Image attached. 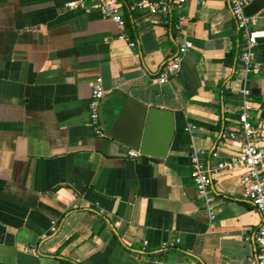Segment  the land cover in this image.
I'll list each match as a JSON object with an SVG mask.
<instances>
[{
    "label": "crops",
    "instance_id": "crops-1",
    "mask_svg": "<svg viewBox=\"0 0 264 264\" xmlns=\"http://www.w3.org/2000/svg\"><path fill=\"white\" fill-rule=\"evenodd\" d=\"M68 1L0 0V264H254L259 215L242 199L243 168L215 178L210 220L190 156L204 152L214 167L237 155L222 134L238 130L245 102L264 155V38L253 50L258 69L246 74L227 0H187L181 32L121 0L134 48L96 10L71 11ZM251 19L264 30V8ZM184 41L193 48L159 84ZM98 78L104 98L118 91L173 113L165 158L130 157L135 150L94 134ZM115 101L103 104L107 128Z\"/></svg>",
    "mask_w": 264,
    "mask_h": 264
},
{
    "label": "built area",
    "instance_id": "built-area-1",
    "mask_svg": "<svg viewBox=\"0 0 264 264\" xmlns=\"http://www.w3.org/2000/svg\"><path fill=\"white\" fill-rule=\"evenodd\" d=\"M187 0H131V6L135 13L146 12L150 16H157L159 22L166 28L181 32L182 18L180 9ZM236 28L240 34V63L246 74H251L258 69L255 63L253 50L259 39L264 38V30L251 28L252 19L245 14V8L249 0H227ZM123 2L121 0H70L65 3L68 10H79L89 12L96 10L101 18L111 21L120 28L119 40L126 41L130 48L136 45L125 34V23L121 15ZM193 48L190 41H184L177 49V52L162 67L158 74L159 84L168 83L179 71L182 57ZM105 90L101 80L96 79L91 85V96L88 105V124L96 136H104L99 119L101 100L105 96ZM244 97L249 96L248 90H242ZM251 105L245 102L238 113V130L228 134H222V138L232 140L238 147L237 155L227 161H221L211 167L202 163L199 159L201 153H193L192 181L196 193L203 200L205 210L210 220H214L215 213L211 209L213 197L211 194L212 184L215 178L225 170L241 167L244 174L241 177L243 187L242 199L249 203L259 215V224L254 233V264H264V175L262 173L263 153L256 145L257 128L254 126L250 114ZM138 152L130 151V157H137ZM55 230V227L52 228ZM178 242V241H177Z\"/></svg>",
    "mask_w": 264,
    "mask_h": 264
},
{
    "label": "water",
    "instance_id": "water-1",
    "mask_svg": "<svg viewBox=\"0 0 264 264\" xmlns=\"http://www.w3.org/2000/svg\"><path fill=\"white\" fill-rule=\"evenodd\" d=\"M264 8V0H251L245 8V14L253 17ZM116 99L114 110L116 118L107 128L103 104L106 100ZM99 119L104 135L111 137L140 155L165 158L174 137V116L171 111L147 107L133 97L122 92H113L101 100ZM131 122L129 131L124 124ZM193 191V188L190 189Z\"/></svg>",
    "mask_w": 264,
    "mask_h": 264
}]
</instances>
